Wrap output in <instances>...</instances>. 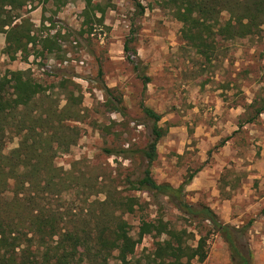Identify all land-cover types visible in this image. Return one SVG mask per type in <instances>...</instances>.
I'll list each match as a JSON object with an SVG mask.
<instances>
[{
	"label": "rangeland",
	"instance_id": "obj_1",
	"mask_svg": "<svg viewBox=\"0 0 264 264\" xmlns=\"http://www.w3.org/2000/svg\"><path fill=\"white\" fill-rule=\"evenodd\" d=\"M139 1L143 15L132 0H93L105 10L104 23L88 28L83 26V0L60 9L51 1L28 0L21 13L30 19L37 45L29 46V56L19 52L12 58L6 34L0 32V93L1 83L14 71H28L43 85L46 106H64L73 93L81 117L70 125L79 127L80 138L57 156L55 166L84 174L82 184H94L99 176L100 181L116 179L124 194L138 197L143 209L125 216L134 234L142 218L164 217L197 239L208 238L202 264H232L228 244L210 224L190 223L167 199L157 202L125 187L124 180L136 179L144 168L139 158L107 153L145 148L152 123L141 104L153 108L167 130L157 147L154 179L178 187L196 173L186 201L210 207L233 227L252 222L242 242L252 264H264V114L247 123L264 100V28L246 39L219 41L208 61L183 39L182 23L161 7V0ZM95 15L102 17L98 9ZM44 40H49L46 49ZM130 60L150 78L147 87ZM4 141L7 153L19 144L12 134ZM81 186L78 195L75 190L60 199L46 197L43 207H63L68 215L81 211L96 199L82 195ZM156 241L146 236L134 249L135 259L154 250Z\"/></svg>",
	"mask_w": 264,
	"mask_h": 264
},
{
	"label": "trees",
	"instance_id": "obj_2",
	"mask_svg": "<svg viewBox=\"0 0 264 264\" xmlns=\"http://www.w3.org/2000/svg\"><path fill=\"white\" fill-rule=\"evenodd\" d=\"M27 1L0 0V32L6 34V49L12 58L19 52L29 56V46L37 45L33 25L21 13ZM46 1L60 9L77 0ZM83 1V26L104 23L105 10L93 0ZM132 1L138 14L143 15L145 8L141 2ZM160 5L182 23L183 39L208 61L219 41L246 39L264 28V0H161ZM96 9L102 17L96 18ZM48 42L42 41L45 49ZM125 49L129 50L128 44ZM130 61L147 87L150 78L139 64ZM1 84L4 90L0 93V264H202L206 261L208 238L197 239L196 233L171 226L164 217L152 221L142 218L139 231L134 234L125 216L142 210L143 205L138 197L124 194L116 179L100 181L99 176L94 184H82L84 174L55 166L57 156L68 153L80 138L79 127L70 125L81 117L80 103L74 100L73 93L64 106H46L47 90L28 71L10 72V77ZM141 108L152 123L148 145L133 152L107 150L110 155L142 161L144 168L140 176L134 180L127 177L125 187L147 193L157 202L167 199L190 223L210 224L228 244L232 264H252L253 256L250 250L245 251L242 242L252 222L233 227L221 222L210 207L186 201V188L196 173H189L178 187L154 179L152 166L158 158L157 147L167 130L160 126V113L144 103ZM262 114L264 100L247 123ZM10 134L19 138V144L7 153L4 137ZM81 185L85 188L82 195L96 198L81 211L72 210L74 214L68 215L63 207H43L46 197L53 194L60 199ZM146 236L157 239L155 249L135 259L134 249Z\"/></svg>",
	"mask_w": 264,
	"mask_h": 264
}]
</instances>
